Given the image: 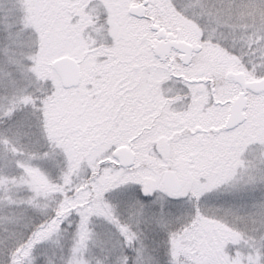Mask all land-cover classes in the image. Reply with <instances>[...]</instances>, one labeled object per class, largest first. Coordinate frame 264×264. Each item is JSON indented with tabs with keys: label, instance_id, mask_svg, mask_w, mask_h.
Here are the masks:
<instances>
[{
	"label": "snow or ice",
	"instance_id": "6c2138e0",
	"mask_svg": "<svg viewBox=\"0 0 264 264\" xmlns=\"http://www.w3.org/2000/svg\"><path fill=\"white\" fill-rule=\"evenodd\" d=\"M0 264H264V0H0Z\"/></svg>",
	"mask_w": 264,
	"mask_h": 264
}]
</instances>
